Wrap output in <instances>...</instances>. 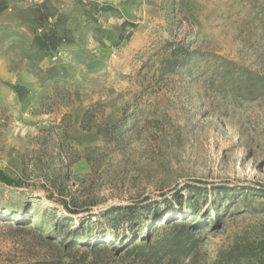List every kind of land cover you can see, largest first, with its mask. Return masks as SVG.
I'll return each instance as SVG.
<instances>
[{
	"label": "rangeland",
	"instance_id": "rangeland-1",
	"mask_svg": "<svg viewBox=\"0 0 264 264\" xmlns=\"http://www.w3.org/2000/svg\"><path fill=\"white\" fill-rule=\"evenodd\" d=\"M43 2L55 9L47 25L68 41L52 56L32 48L38 4L21 0L0 26V171L19 183H0V215L15 210L0 218V264H131L118 242L95 252L58 243L130 232L123 211L102 215L112 207L165 211L177 200L194 214L189 222L202 223L195 238L205 264L263 255L255 190H264V98L224 99L205 71L224 62L264 70V0ZM166 41L202 55L192 74L160 76L172 60ZM63 202L79 214L57 231Z\"/></svg>",
	"mask_w": 264,
	"mask_h": 264
},
{
	"label": "trees",
	"instance_id": "trees-1",
	"mask_svg": "<svg viewBox=\"0 0 264 264\" xmlns=\"http://www.w3.org/2000/svg\"><path fill=\"white\" fill-rule=\"evenodd\" d=\"M55 9L49 8L46 2L36 5L34 11L33 24L39 29V33L33 39L32 48L44 56H52L55 51L63 45L67 44L65 35H61L58 31L52 30L48 25V21L55 16ZM48 26L47 29H45ZM264 44V37H263ZM165 47L171 50L172 60L165 61L160 69V76L167 74H174L180 70L192 74V67L195 66L192 60L194 57L202 55L196 52H190L182 44H175L173 41H166ZM205 74H209L205 81L210 84V89L213 92L219 93L224 99H231L233 101H254L264 98V70L255 71L249 68L241 67L235 63L224 62L218 65H210ZM14 94L21 101L27 93L24 85L13 87ZM62 150V146H61ZM0 183L7 186L18 187L19 183L0 171ZM216 190L229 191L225 187L215 188ZM264 198V190H255ZM165 211L158 208H152L155 203L142 205L141 203L132 205L130 207L119 208L112 207L111 210L103 213V216H108L110 212L115 211L121 213L125 220L127 230L116 229L112 232H105L100 237H90V241H86L85 236L77 232L73 235V241H60L58 245L62 246L65 252L76 250L77 248H87L95 252L98 248H105L113 242L120 243V252L126 257H131V264H205L204 259L199 252V241L195 238L198 231H200L202 223L199 224L193 219V213L183 212L181 210V202L176 201L172 204L171 201H165ZM63 213H61L60 220L55 221L54 227L59 231L65 224L72 221L71 217L79 214V210L69 206L68 203L63 202L60 205ZM5 209V208H4ZM187 209L192 211V207ZM56 212L58 209H54ZM15 210L11 211L14 213ZM194 211V210H193ZM5 212L0 215V218L9 217ZM144 214L142 217L140 216ZM55 214V213H54ZM13 215V214H12ZM16 217V216H12ZM56 217V216H54ZM18 221L17 218H13ZM85 217L80 218L79 224L86 223ZM88 220V219H86ZM214 223L217 220L213 221ZM79 229V227H76ZM75 228V229H76ZM33 231L32 229H28ZM77 231V230H76ZM108 239V237H112ZM95 239V240H94ZM252 264H264L263 255H256ZM24 264H86L84 257L79 256L77 259H70L68 262L60 260L45 259L33 263ZM89 264H96L90 262ZM214 264H237L234 261L223 262L222 259L216 261Z\"/></svg>",
	"mask_w": 264,
	"mask_h": 264
},
{
	"label": "crops",
	"instance_id": "crops-1",
	"mask_svg": "<svg viewBox=\"0 0 264 264\" xmlns=\"http://www.w3.org/2000/svg\"><path fill=\"white\" fill-rule=\"evenodd\" d=\"M21 5V0H0V26L5 29L8 24L4 22L5 19L9 18L7 10L9 8H18Z\"/></svg>",
	"mask_w": 264,
	"mask_h": 264
},
{
	"label": "built area",
	"instance_id": "built-area-1",
	"mask_svg": "<svg viewBox=\"0 0 264 264\" xmlns=\"http://www.w3.org/2000/svg\"><path fill=\"white\" fill-rule=\"evenodd\" d=\"M43 0H29L32 5L40 4Z\"/></svg>",
	"mask_w": 264,
	"mask_h": 264
},
{
	"label": "bare ground",
	"instance_id": "bare-ground-1",
	"mask_svg": "<svg viewBox=\"0 0 264 264\" xmlns=\"http://www.w3.org/2000/svg\"><path fill=\"white\" fill-rule=\"evenodd\" d=\"M6 212H9V211H13L14 209H13V207H6Z\"/></svg>",
	"mask_w": 264,
	"mask_h": 264
}]
</instances>
